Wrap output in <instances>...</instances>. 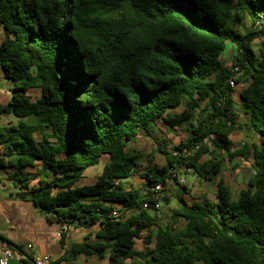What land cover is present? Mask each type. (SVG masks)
Listing matches in <instances>:
<instances>
[{
	"label": "trees",
	"instance_id": "obj_1",
	"mask_svg": "<svg viewBox=\"0 0 264 264\" xmlns=\"http://www.w3.org/2000/svg\"><path fill=\"white\" fill-rule=\"evenodd\" d=\"M245 18L262 29L242 33ZM0 24V65L12 82L11 102L0 105V166L13 169L21 198L62 225H101L100 241L76 243L64 259L264 264V42L259 53L253 44L264 35V0H0ZM228 42L237 51L232 66L222 59ZM243 77L237 100L230 79ZM242 116L259 144L232 140ZM160 123L187 133L171 151L154 135ZM140 131L164 154L163 166L141 169L140 155L127 150ZM103 155L97 180L77 185ZM236 156L255 166L237 197L221 177ZM181 169L215 181L216 200L181 198L173 221L161 223L155 203L170 202L159 195L169 182L190 191ZM139 170L143 191L124 184ZM116 208L124 216H113ZM152 227L154 246L136 249Z\"/></svg>",
	"mask_w": 264,
	"mask_h": 264
},
{
	"label": "crops",
	"instance_id": "obj_2",
	"mask_svg": "<svg viewBox=\"0 0 264 264\" xmlns=\"http://www.w3.org/2000/svg\"><path fill=\"white\" fill-rule=\"evenodd\" d=\"M4 38H5V30L3 26L0 24V44ZM243 78H242V82L239 83V85H242V88L248 83V81H243ZM11 89H12V82L5 75L0 65V105H6L11 102L12 99ZM241 89H238L237 91V89L235 88V93H239ZM30 93L33 97L39 95V94L38 95L32 94V91H30ZM235 93L234 96L236 98ZM3 119H5V116L0 115V125H3L1 122ZM245 120L246 117L242 116L240 119V123L241 124L245 123ZM248 133L255 134L250 128L248 129ZM234 136L235 135L233 132L231 135L233 141H234ZM234 142H236L237 147H240L238 146L239 143H241L242 145L244 142L249 143L247 141H242V140L234 141ZM130 143L131 142L127 144V150ZM252 143L253 142H250L249 144ZM1 152H2V148L0 146V155ZM130 153H136V152L133 151ZM108 161L109 158L105 162H102L100 160L98 164L91 166L85 172L84 177L77 183V185L94 183L97 180L103 165ZM139 161L141 164L140 159ZM142 167L143 166H141V169ZM40 168H41V163L37 162L36 168H32L31 170L27 169V171L30 170L32 174H35V177H33L31 180L32 184H37V181L39 179L38 173ZM138 173H140L141 175L142 170L137 171L132 178L124 180L125 186H129V187L133 186L132 180L135 179ZM13 174L14 171L12 168L6 166H0V235L5 237L8 241L12 243L10 244L9 242L0 239V249L4 245H10L19 252V254H16L10 260L9 264H32L33 255L38 253L52 254L57 259L58 264H108L107 259H102L95 254L80 253L77 255V257L74 260L64 259V256L67 254L69 249H71L74 244L82 243L85 241L88 242L100 241V239L97 237V232L100 230L101 225L99 223H96L90 226H79V227L70 226L69 231L62 233L61 231L62 224L59 221L52 219L47 214L41 212L33 200L29 198H21L18 195V193L23 189L21 185L15 181V179L13 178ZM84 178H89V181L88 182L84 181ZM198 180H199L198 183L199 184L201 183L202 185H204L205 183H209V181H206L200 177ZM225 182L228 183L226 179ZM228 184L231 186L230 183ZM169 188H171L170 185L167 187V189ZM187 194L188 193H186L185 195L187 196ZM187 199H186L187 201H194V200L199 201L207 198L205 197L199 198L192 196L191 200L189 198ZM214 200H216V188H215ZM130 212L131 210L128 211L126 215L129 214ZM155 231H156V227H152L147 231H143L142 238L137 240H142L144 242V237H146L149 233H151L152 242L149 245L144 242L146 247L138 250L144 251L147 248H152L154 246ZM28 244H30L31 247L28 248ZM18 247H21L23 253L19 251Z\"/></svg>",
	"mask_w": 264,
	"mask_h": 264
},
{
	"label": "rangeland",
	"instance_id": "obj_3",
	"mask_svg": "<svg viewBox=\"0 0 264 264\" xmlns=\"http://www.w3.org/2000/svg\"><path fill=\"white\" fill-rule=\"evenodd\" d=\"M242 33H246L249 30L253 31H260L261 25L256 24L254 25L252 21L249 18H245L243 21L239 22L236 26ZM264 42V35H261L257 38H255L253 44L254 49L256 52L259 53V49L262 46V43ZM237 58V51L234 44L231 42H228L227 48L224 51L222 55V59L226 65L232 66L235 63V60ZM244 74L241 73L240 77H242ZM241 79V78H240ZM243 81H248L246 77L243 78ZM237 89H241L242 85L237 84L235 86ZM32 94H39V88L32 89ZM236 99L239 100V93H235ZM7 121V120H6ZM2 124L5 123V119H3ZM248 127L242 123L241 127H237V129L234 131V141H247V142H254L256 144H259L260 140L256 134H249L248 133ZM154 135L160 139V141H163L164 143V149L167 151L173 150V146L178 144L181 139H184L186 136V132L182 129H175L173 131H168L167 128L163 124H158L154 127ZM129 152L135 151L140 155L141 165L143 167H147L152 163H157L159 165H163L165 163L164 154L160 152L153 142L152 138L149 137L145 132L140 131L139 135L137 137V140L135 142H131L128 147ZM109 158L108 155H104L101 158L102 162L107 161ZM255 172V166L253 163V159L250 158L248 160L243 159L241 157H235L234 162H228L221 174V177L226 179L228 183L231 184V187L234 191V196L237 197L239 191L246 187L247 181L250 177L253 176ZM178 176L180 178H184L186 180V184L188 185L190 192L185 195L183 188L176 183L175 181L171 180L169 182V185L171 188L166 189L165 192H161L159 195H168L170 197V202L166 203L165 201L160 202V206L158 208V213L160 216L161 223H169L173 221V211L174 209L180 204L181 198H189L192 199V196L195 197H205L209 200H214L215 196V188H216V182L215 181H209V183H205L202 185L199 184V176L191 170H185L181 169L178 171ZM84 181L88 182L89 178H84ZM129 183V182H128ZM133 186L143 191L145 185H144V179L141 177L140 173H138L135 177V179L132 180ZM194 189V190H193ZM188 200V199H187ZM151 213L154 212V210H150ZM185 221L183 219H179L178 222L175 224L177 227L183 226ZM146 245L142 240H136L135 248L136 249H143Z\"/></svg>",
	"mask_w": 264,
	"mask_h": 264
},
{
	"label": "built area",
	"instance_id": "obj_4",
	"mask_svg": "<svg viewBox=\"0 0 264 264\" xmlns=\"http://www.w3.org/2000/svg\"><path fill=\"white\" fill-rule=\"evenodd\" d=\"M236 70L238 69V67L235 68ZM230 84L232 86H236L237 84L235 83L234 78L230 79ZM214 138V135H210L208 137L205 138V142L210 143L211 139ZM180 181L185 183V179L184 178H180ZM162 188L161 184H157L155 187L152 188V191H159ZM145 208H148L151 206L150 202H145L144 204ZM159 204L155 203V207H158ZM113 216L115 217H122L124 216V214H122L120 212L119 209H114L112 212ZM70 230V226L65 223L62 225L61 227V231L62 233H65L67 231ZM31 247L30 244H28V248ZM19 254V252L14 249L12 246L10 245H4L1 247L0 249V264H9L10 260L16 255ZM32 264H58L57 263V259L50 253H38V254H34L32 257Z\"/></svg>",
	"mask_w": 264,
	"mask_h": 264
},
{
	"label": "water",
	"instance_id": "obj_5",
	"mask_svg": "<svg viewBox=\"0 0 264 264\" xmlns=\"http://www.w3.org/2000/svg\"><path fill=\"white\" fill-rule=\"evenodd\" d=\"M242 144L241 143H239V145L238 146H241Z\"/></svg>",
	"mask_w": 264,
	"mask_h": 264
}]
</instances>
